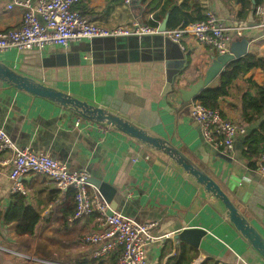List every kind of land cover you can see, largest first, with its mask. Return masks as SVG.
Returning a JSON list of instances; mask_svg holds the SVG:
<instances>
[{
    "label": "crops",
    "instance_id": "obj_1",
    "mask_svg": "<svg viewBox=\"0 0 264 264\" xmlns=\"http://www.w3.org/2000/svg\"><path fill=\"white\" fill-rule=\"evenodd\" d=\"M165 1L139 0L127 7L121 0H78L75 8L96 26L112 29L152 20ZM183 1L171 0V4L179 6ZM192 1L230 26L248 23L253 11L252 26L235 35L230 47L236 52L243 50L246 54L264 56V25H260L264 18L256 14L260 8L264 16V0L256 8L252 0L248 6H242L239 0ZM166 16L169 17L168 12ZM21 18V9L8 10L7 0H0V32L18 27ZM156 36L149 42L131 46L125 43L121 47L80 41L67 48L9 49L0 54V61L46 86L117 113L167 139L214 179L264 236V175L252 170L242 154L244 137L259 122L246 125V135L239 136L230 151L205 143L188 104L183 106L176 89L195 83L216 54L187 39L183 45L186 67L174 79L175 83L169 84L166 64L174 61L163 58V45ZM245 78L258 84L264 82L260 70H252ZM236 87L243 88L244 83L237 81ZM240 95L241 91L233 88L232 95L220 101L219 108L226 117L240 121ZM77 116L0 81V127L16 147L46 153L64 163L69 171L87 170L91 178L116 190V212L138 222H156L153 231L156 236L169 234L147 248V264H167L180 256L184 245L196 254L190 264H264L227 222L222 205L206 195L166 156L107 126L85 120V124L75 128ZM3 171L0 211L5 212L13 194L7 175L9 167ZM20 182L27 205L40 212L41 219L33 237L17 235L15 224L0 223V264H27L13 253L30 256L39 247L38 252H46L50 258L55 245L61 246L69 257L55 258L53 262L78 264L93 259V247L82 244L80 238L96 230L97 215L75 220L70 217L65 224L62 220L69 203L67 192L59 191L54 182L41 175H27ZM186 229L206 232L199 248L176 239ZM29 239L37 242L36 248L33 249Z\"/></svg>",
    "mask_w": 264,
    "mask_h": 264
},
{
    "label": "built area",
    "instance_id": "obj_2",
    "mask_svg": "<svg viewBox=\"0 0 264 264\" xmlns=\"http://www.w3.org/2000/svg\"><path fill=\"white\" fill-rule=\"evenodd\" d=\"M121 1L129 7L139 0ZM77 2L78 0H7V9H21L22 18L18 27L0 32V54L9 49L30 51L42 50L47 46L67 48L72 43L89 42L98 38L160 35L177 44L182 52L185 50L184 42L188 39L216 55H222L229 53L233 37L248 28L246 22L227 25L215 13L208 11L201 21L163 32H158V27L151 28L136 22L129 27L104 29L96 26L80 11L74 10ZM256 14L264 18L260 8L256 9ZM260 25L263 26L264 21ZM188 110L193 121L200 127L203 141L215 149L230 151L235 140L246 135V127L242 122L223 117L219 110L205 108L194 101L188 104ZM85 123L83 118L77 116L73 126L78 128ZM6 154L8 158H4ZM256 161L258 173L264 175V154ZM7 167L12 194H24L20 182L23 177L41 175L54 182L59 191L75 192L72 219L97 215L96 230L80 238L82 244L93 247V259L106 258L120 248L122 252L117 264H147V248L169 236L153 234L156 222H138L119 212L107 216L109 206L89 183L90 175L87 170L69 171L64 163L46 153L29 147L18 148L0 127V174ZM13 254L27 259L20 253ZM32 262L59 264L34 259Z\"/></svg>",
    "mask_w": 264,
    "mask_h": 264
},
{
    "label": "water",
    "instance_id": "obj_3",
    "mask_svg": "<svg viewBox=\"0 0 264 264\" xmlns=\"http://www.w3.org/2000/svg\"><path fill=\"white\" fill-rule=\"evenodd\" d=\"M252 1L254 4V0ZM252 14L253 11L249 14L248 26H252ZM167 22L168 16H166L158 25V32H163L167 29ZM152 37L155 38V36L98 38L86 43L115 44L117 47H121L120 45H124L125 43H127L126 45L131 46L136 45L137 43L149 42ZM156 37L161 40V45H163V58L166 61H174L166 64V80L169 84L175 83L174 79L178 75H181L186 67L187 55L181 51L177 44L171 42L169 39H163L159 35ZM231 48L232 47H230L229 53L227 54L216 55L207 67L204 75L201 76L195 83L190 85L188 88L178 87L176 89L182 104H189L190 102L195 101L198 94L219 77L229 62L246 55L243 50L236 52ZM0 81L16 91L49 101L64 110L73 112L77 114L78 117H81L86 121L105 127L107 126L113 131L132 139L139 145L166 156L174 166L180 168L187 176L193 179L206 195L210 196L222 205L227 222L245 241V243H247V245L251 247L264 261V236L234 205V203L221 189L219 184L201 167L195 164L189 157L179 150L173 143L117 113L90 104L87 101L81 100L78 97L64 91L46 86L42 82L14 70L1 61ZM89 183L97 190L103 200L108 204L109 209L107 211V216H112L118 208L117 201L115 200L116 190L108 183L100 181L96 178L90 177ZM205 235L206 232L202 229H186L181 231L176 236V239L186 242L195 248H199L200 240Z\"/></svg>",
    "mask_w": 264,
    "mask_h": 264
},
{
    "label": "trees",
    "instance_id": "obj_4",
    "mask_svg": "<svg viewBox=\"0 0 264 264\" xmlns=\"http://www.w3.org/2000/svg\"><path fill=\"white\" fill-rule=\"evenodd\" d=\"M239 1L242 6L249 5V0ZM261 2L262 0H254L255 8L260 6ZM76 4L73 7L74 10H77L75 8ZM167 12L169 14L167 29H175L201 21L207 13L199 4L192 0H184L179 6L172 5L171 0H166L164 6L154 15V18L143 24L156 28ZM252 70H260L264 74V56L259 57L246 54L229 62L216 81L214 80L207 88L203 89L194 102L211 110H219L223 117L229 118L220 110L219 103L222 99L232 95L233 88L241 91L240 98L238 97L240 101L238 108L240 121L245 126L259 122L257 127L250 129L244 137L242 154L249 161V167L252 170H257L256 160L264 154V82L258 84L252 78H245ZM237 81H242L244 87H236ZM183 106L186 107L187 104ZM74 194L73 190H68L66 193L69 203L63 214L62 221L65 224L74 214ZM40 219V212L27 205L25 197L20 193L13 194L12 201L5 212L0 211V223L15 224L16 234L20 236L33 237ZM121 252L122 250L118 248L106 258L84 260L78 264H117ZM195 257V251L184 245L182 246L180 256L170 259L167 264H190ZM31 264L42 263L32 262Z\"/></svg>",
    "mask_w": 264,
    "mask_h": 264
},
{
    "label": "rangeland",
    "instance_id": "obj_5",
    "mask_svg": "<svg viewBox=\"0 0 264 264\" xmlns=\"http://www.w3.org/2000/svg\"><path fill=\"white\" fill-rule=\"evenodd\" d=\"M83 236V235H82ZM29 242H31L30 241V239L28 240ZM33 245V249L34 248H36L35 246L37 245V242H35V241H32L31 242ZM38 250L40 251L41 250V248L39 247V249H35L33 252H30V256L29 255H27L26 253H23V255L25 256V257H27V259H25L26 261V263L27 264H29V263H32V260L34 259V260H36V259H38V258H40L39 260H41V261H52L53 259H67V257H69L68 255H67V252L61 247V246H57V245H55V252H54V255H52L50 258H48L47 257V255H48V253H46V252H43V253H40V252H38ZM47 254V255H46ZM46 255V256H45ZM34 257V258H33ZM36 258V259H35ZM44 259V260H43ZM63 264V263H62Z\"/></svg>",
    "mask_w": 264,
    "mask_h": 264
}]
</instances>
